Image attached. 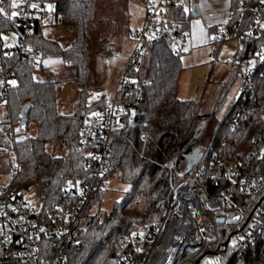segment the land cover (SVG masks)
<instances>
[{"label": "trees", "instance_id": "1", "mask_svg": "<svg viewBox=\"0 0 264 264\" xmlns=\"http://www.w3.org/2000/svg\"><path fill=\"white\" fill-rule=\"evenodd\" d=\"M45 2L54 6L55 24L71 28L72 39L66 45L60 39H50L44 33V26L38 24L26 37L27 46L52 57H61L64 64L74 70L73 80L79 89L76 112L71 115L58 113L57 81L35 80L34 71L37 66L32 60L21 57L16 48L9 59L5 58L7 50L1 52L4 63L12 70L17 83L7 92L4 101L6 113L3 122L10 126L8 137L9 140L12 139L20 164V170L13 173L11 184L20 190L38 187L39 200L44 211L48 212L55 203L64 202L63 189L67 183L78 177L89 179L90 169L79 146L80 130L87 114L105 111L109 102L103 96L93 101L88 100L92 41L87 25L93 20L96 0ZM240 6L241 0H231V7ZM174 20L183 31L189 30L191 16L185 14L181 4L174 7ZM13 28L14 25L4 20L3 14H0V35L3 30ZM260 44L259 39L244 40L243 58H251ZM143 47L147 53L145 67L142 62L140 69H129L126 72L127 76L140 84L138 90L130 87L133 93L131 99L137 100L140 114L126 116L125 125L113 140L109 157L108 175L119 173L121 181L130 188L104 217H101V210L95 213L94 207L97 203L101 204L105 192L92 199L83 215L85 225L81 242L69 248L68 260L63 264H123L129 252L135 258V263L132 264H151L168 221L156 240L148 242L149 235L147 236L141 252L135 247L134 233L143 224H153L154 216H160L162 220L171 210L173 197L168 168L172 170L173 183L178 184L194 167L186 156L191 154L194 145L205 139L208 140L207 143L212 142L211 124L217 120L233 76L222 88L214 110L204 114L201 112L202 101L182 100L178 97L179 79L184 66L182 52H175L173 40L166 37L159 43L145 42ZM260 67L261 74L257 83L262 86L264 97V76L260 78L264 75V63ZM234 73L237 74L235 70ZM137 91L140 94L138 99L135 98ZM24 105H30V112L22 126L21 110ZM232 108L231 104L220 121L224 122L219 125L215 150H222L229 156L238 154L243 157L249 150L253 132L260 125L264 126V109L251 116L249 121L236 130H232L226 123V117ZM30 124L36 128L35 136L15 141L16 135ZM15 126H19V132L15 130ZM143 132L148 133L145 154L151 161L140 158L128 141L129 139L140 148ZM6 145V137L0 129V150ZM204 182L208 195L222 190L230 193L228 209L244 214L245 219L239 224H216V241L211 245L204 244L195 258L183 264H264V233L255 244L243 251L235 250L232 244L248 227V216L264 208V183L259 182L258 193L246 195L242 193L236 179L221 178L217 183L205 179ZM141 202L145 204L143 212L140 211Z\"/></svg>", "mask_w": 264, "mask_h": 264}, {"label": "built area", "instance_id": "2", "mask_svg": "<svg viewBox=\"0 0 264 264\" xmlns=\"http://www.w3.org/2000/svg\"><path fill=\"white\" fill-rule=\"evenodd\" d=\"M177 1H149L145 23L140 30L134 32L135 46L126 60L114 98L109 101L105 111L89 113L85 117L80 130L79 146L90 169L89 179L78 177L75 181L67 183L63 189L64 202L55 203L53 209L48 212L44 211L40 200L37 206L28 203L22 191L11 183L0 186V264H63L68 260L69 248L81 242L85 225L84 212L96 195L107 190L111 181L108 168L113 140L125 125L127 115L140 114L137 100L131 99L133 93L130 89L134 87L138 90L140 84L127 76L126 72L129 69L141 68L145 42L159 43L170 37L175 52L181 53L190 39L189 31H183L170 15L169 8H174ZM13 3L17 6L12 7ZM33 4L38 7L33 8ZM49 5L51 4L45 0H0V8L4 10L3 19L14 25L13 29H5L0 35L7 38L0 39L1 101L6 100L7 92L17 84L12 70L3 61L2 50H7L5 58L9 59L16 48L21 57L32 60L36 66H43L52 58L49 54L29 48L26 42V37L38 24L45 26L56 23L54 6L51 5L49 10ZM238 11L240 14L236 16ZM13 12L18 15L11 17ZM185 12L188 14V10ZM194 19L199 20L200 16H195ZM11 37L15 40H11ZM223 37L237 42V56H234L231 65L240 80V89L237 99L232 103V111L226 117L228 127L236 130L249 121L251 116L264 109L263 88L257 83L261 74L260 66L264 63V0H241L240 7H230ZM249 38L259 39L261 44L251 58L244 59L243 41ZM7 40L9 43H6ZM107 57L113 60L117 59L118 55L111 52ZM263 76L262 74L260 78ZM12 81H15V85ZM135 93V98H140L138 91ZM218 132L219 125L215 128L212 142L203 147L200 161L172 187L173 201L169 217L159 224H153L152 227L142 226L134 233L138 251H142V245L148 235V242H153L160 236L166 221L167 233L178 203L183 204L184 211L191 220L197 255L202 245L215 242L214 227L217 217L224 216L226 220H236L234 223L226 221L225 224H239L245 219L244 214L228 209L230 193L222 190L217 194L208 195L204 181L210 179L217 183L221 178L236 179L243 194L258 193L259 182L264 183V126L260 125L253 132L249 150L243 157L238 154L229 156L222 150H215ZM147 139L148 133L143 132L140 148L129 139L128 141L140 158L151 161L145 154ZM168 169L172 179V170ZM19 170L20 164L17 160L12 171L17 173ZM248 222L245 231L232 242L237 251H243L255 244L264 233V208L248 216ZM132 263H135V258L129 252L123 264Z\"/></svg>", "mask_w": 264, "mask_h": 264}, {"label": "rangeland", "instance_id": "3", "mask_svg": "<svg viewBox=\"0 0 264 264\" xmlns=\"http://www.w3.org/2000/svg\"><path fill=\"white\" fill-rule=\"evenodd\" d=\"M149 1L96 0L93 20L87 25V31L92 41L88 68V85L90 87L89 101H93L102 96L108 102L114 98L115 89L126 64V60L135 46L134 32L140 30L145 23L146 6ZM216 2L217 0L177 1V5L181 4L183 7L195 3L202 4V6L204 4L208 12H212L213 18L217 19L212 20V24L209 21L199 22L193 19L190 21L189 33L191 36L181 55L184 70L179 79L178 97L182 100L202 101L201 112L204 114L210 113L214 110L217 98L225 83L231 75L233 76L226 100L218 111L217 120L211 124L212 133L210 132V134L212 136L216 126L224 122L220 121L223 120V115L229 106L237 99L240 89V80L237 74L234 73L233 66L231 65L237 52V42L234 39L223 37L224 28L222 25L227 21L228 6L224 8L220 5V8L216 10ZM169 12H173L172 7L169 8ZM44 33L50 39H60L64 45L70 42L73 35L71 28L62 24L45 25ZM10 39L15 40L12 37ZM6 43H9V41L7 40ZM111 52L117 54L118 58L113 60L109 59L107 55ZM146 62L147 53L145 51L143 67H145ZM36 68L37 70L34 71L35 80L57 81L56 101L58 113L60 115L74 114L79 103V89L73 80V76L75 75L74 70L66 66L62 58L58 56L52 57L43 66H37ZM5 113V102L0 100V129L6 137L7 144L6 147L0 150V186L11 183L13 179L12 168L17 162L12 139L9 140L7 133L10 126L3 122ZM15 130L19 132V126H15ZM35 134L36 128L33 124H30L28 127H24L23 132H19L16 135L15 141L25 139L28 136H35ZM207 141L205 139L201 143H196L193 147V152L197 148H200L202 153ZM109 177L111 181L104 193L103 200L101 204L97 203L94 207L95 213L101 210V217L108 214L113 204L122 200L130 188L127 183L121 181L119 173H115ZM174 185L173 180L170 179L171 189ZM21 191L28 203L33 206L39 204L38 187L23 189ZM144 206V202H141V212H143ZM170 212L171 210L166 217H169ZM165 218L161 220L160 216H154L152 223L159 224ZM153 224H143L142 226H152ZM164 236L165 234L157 244V252L151 264H153L159 252V244ZM212 243L207 242L205 244L211 245ZM196 256L197 254L193 255L181 264Z\"/></svg>", "mask_w": 264, "mask_h": 264}, {"label": "bare ground", "instance_id": "4", "mask_svg": "<svg viewBox=\"0 0 264 264\" xmlns=\"http://www.w3.org/2000/svg\"><path fill=\"white\" fill-rule=\"evenodd\" d=\"M184 210L183 204L178 203L168 231L159 244V252L153 264H181L195 254L193 226Z\"/></svg>", "mask_w": 264, "mask_h": 264}, {"label": "crops", "instance_id": "5", "mask_svg": "<svg viewBox=\"0 0 264 264\" xmlns=\"http://www.w3.org/2000/svg\"><path fill=\"white\" fill-rule=\"evenodd\" d=\"M193 5H197V7H198V10H199V12H200V19L199 20H196V21H199V22H202V21H206V22H210V24H212V20H217V19H214L213 18V16H212V12H208V9H207V7L203 4V6H202V4H197V3H195V4H193ZM193 5H188V6H185V7H183V9H184V12L185 11H187L188 10V14L185 12V14L186 15H190L191 16V20L193 19V20H195L194 19V17H195V15L192 13V7H193ZM220 5H222V7H224L225 8V6H228L227 7V21L225 22V23H223V28L225 27V25L227 24V22H228V10H229V8L231 7V0H217V2H216V5H215V9L217 10L218 8H220ZM211 6H212V2H211ZM170 15L174 18V8H173V12L172 13H170ZM216 17V16H215ZM190 20V21H191ZM219 23V22H218ZM189 31V30H188ZM200 153H201V149H200V151H199ZM196 165V164H195Z\"/></svg>", "mask_w": 264, "mask_h": 264}, {"label": "water", "instance_id": "6", "mask_svg": "<svg viewBox=\"0 0 264 264\" xmlns=\"http://www.w3.org/2000/svg\"><path fill=\"white\" fill-rule=\"evenodd\" d=\"M192 13L195 16H199L200 12L198 10L197 5H193L192 7ZM30 112V105H24L21 110V125L23 126L26 122V119ZM200 148H197L194 152L192 151L191 154L188 153L186 156L190 158V165L194 166V164H197L200 159L202 158V153L199 152ZM228 221L230 223H234L236 220L234 218L226 220L224 216H219L216 218V223L219 225H224L225 222Z\"/></svg>", "mask_w": 264, "mask_h": 264}, {"label": "snow or ice", "instance_id": "7", "mask_svg": "<svg viewBox=\"0 0 264 264\" xmlns=\"http://www.w3.org/2000/svg\"><path fill=\"white\" fill-rule=\"evenodd\" d=\"M17 5L15 4V3H13L12 4V7H16ZM32 7L33 8H36V7H38V5H35V4H33L32 5ZM49 10H51V5H49ZM3 8H0V14H3ZM16 15H18V13H16V12H13V13H11V17H15ZM11 17H9V18H11ZM0 39H7L6 37H0ZM7 46V45H6ZM13 85H15V81H12L11 82ZM98 115V114H97ZM238 219V218H237Z\"/></svg>", "mask_w": 264, "mask_h": 264}]
</instances>
